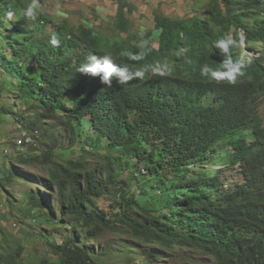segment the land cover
<instances>
[{
    "label": "trees",
    "instance_id": "obj_1",
    "mask_svg": "<svg viewBox=\"0 0 264 264\" xmlns=\"http://www.w3.org/2000/svg\"><path fill=\"white\" fill-rule=\"evenodd\" d=\"M218 3L223 4L224 11L241 16L264 15V0H210L216 10L212 14L209 8L207 11L198 4L203 11L190 17L167 18L158 12L155 21L163 27V36L172 39L178 38V31L208 25L212 19L229 26L241 25L238 19L231 18L233 14L224 20ZM25 7L23 0H0V13L11 9L22 14ZM129 11L136 18L141 17L134 4H129ZM254 29L264 34V25ZM42 38L41 33L27 29L17 43L14 57L0 58V101L8 92L20 97L19 112L0 104V121L9 124V118L15 115L12 125L17 128L11 129L10 135L19 129L33 135L32 142L21 148L26 152L18 151L0 163V194L7 185L13 189L23 181L32 185L17 188L23 199L20 205L13 192L8 196L12 216L18 217L21 228H32V232H38L34 234L36 239L43 240L37 250L42 254L30 264H110L115 254L121 256L119 251L129 255L119 260L121 264L134 259L132 255H141L149 263L165 257L163 249L201 252L214 264H264V191L257 195L260 200L246 204L228 193L231 190L224 188L221 175L209 177L200 169L220 160L221 148H214L209 142L233 131L245 146L242 130H237L241 122L229 118L218 126L215 119L221 111L216 116L199 114L195 97L162 103L171 86L160 81L149 89L143 118L121 111L108 116L92 102L70 108L61 82L51 75L45 54L40 51L50 48L59 57L60 47L42 43ZM5 40L9 44V38ZM88 89L93 90L94 85ZM237 97L242 100L240 106L246 101L260 112L264 85L245 87ZM34 110L36 116L32 120L29 117ZM260 118H264L263 112ZM154 125L163 130L157 140L153 138ZM8 145L13 149L11 140ZM99 145L108 148L109 158L113 159L104 178L100 175L106 167L89 170L87 166L91 155L107 158L97 153ZM257 145L261 151H251L264 162V140L260 135ZM242 157L248 160L246 166H252L255 157ZM37 162L48 172L34 181L25 166ZM193 164L198 169H192ZM244 168L235 171L241 174ZM142 169L147 173L142 174ZM262 178L253 174L250 183L240 189L260 188ZM136 185L141 189L135 191ZM102 200H108L110 205ZM240 205V212L246 211L245 219L253 236L244 240L240 253H235L219 243L217 232L223 222L217 217L225 212L224 207L235 209ZM7 232L0 225V264H25L21 259L27 246ZM107 232L130 233L141 241L142 248L107 244L96 251L94 243Z\"/></svg>",
    "mask_w": 264,
    "mask_h": 264
},
{
    "label": "clouds",
    "instance_id": "obj_2",
    "mask_svg": "<svg viewBox=\"0 0 264 264\" xmlns=\"http://www.w3.org/2000/svg\"><path fill=\"white\" fill-rule=\"evenodd\" d=\"M69 1L59 0L49 13L46 12L48 7H44L45 1L40 5L39 0H29L28 3L23 0L26 7L22 14H16L11 9L1 11L0 58H13L17 43L24 38L27 29H32L41 33L42 43L47 42L53 48L60 47L59 57L50 48L43 47L40 51L45 54L46 66L51 75L57 82H61L70 108L92 102L108 116L121 111L125 114L128 112L132 117L143 118V103L148 98L149 89L160 81L171 86L163 96L165 101L162 103L195 97L201 109L199 114L216 116L221 111L220 117L216 116L215 119L218 126L229 118L239 120L241 123L237 130H242L245 146L235 138L233 131L226 137L209 142L212 147L221 148L220 160L200 169L204 171L202 174L209 177L221 175L224 188L231 190L228 193L244 200L246 204L260 200L257 195L264 191V162L251 150L261 151L257 139L260 135L264 140V118H260V113H264V106L260 112L246 101L240 106L242 100L237 95L245 87L264 85V34L257 33L254 29V26L264 25V15L241 16L237 12L224 11L223 4L218 3L224 20L233 14L231 18L238 19L241 25L229 26L212 19L208 25L190 31L180 30L178 38L172 39L163 36V27L158 26L156 21L151 28L141 23V17L131 15L129 4H134L137 11L139 9L137 3L129 0H126L127 3L115 1L114 5L109 6L114 12L109 15L101 13L94 19L77 14L76 7L69 4ZM205 1L198 3L207 11L209 8L211 14L216 12L212 9L210 0L206 5ZM94 9L96 11V6ZM140 15L142 16L141 12ZM162 16L170 17L164 14ZM5 37L9 38V44H6ZM3 71L6 72L5 69ZM89 85H94V89L89 90ZM10 94L12 92L6 95ZM19 98L18 95L14 105L5 108L19 112ZM107 100H111V103L106 104ZM220 105H224L223 108ZM35 116L34 110V115L29 118L33 120ZM13 118L17 119L15 115L9 119ZM10 127L15 129L13 125ZM154 127L156 128L155 125ZM162 132L163 130L156 128L153 138L159 139ZM32 139L33 135L30 133L17 140V144L22 148L30 144ZM97 153L105 154L107 158L91 155L87 158V166L89 170L106 167L100 175V178H104L113 159L109 158L106 147L99 145ZM242 156L255 157L252 159V166H246L248 160ZM243 166L245 168L241 174L235 171ZM190 167L198 169L195 164ZM141 173L146 174L147 171L142 169ZM253 174L263 177L260 188L240 189L250 183ZM45 176L47 175L43 177ZM136 187L141 189L139 185ZM241 191L243 193L238 195ZM101 202L110 205L108 200ZM237 208L226 206L225 212L217 217V220L221 219L223 222L217 237L221 240V245L240 253L244 248V240L253 236V230L245 219L246 211L240 212L243 206ZM97 247L96 251L103 246ZM138 247L141 250L142 247ZM177 250L179 249L175 251ZM187 252L196 253L184 251L182 255L187 256ZM123 253L119 251L121 256ZM124 254L125 257L129 256L128 253ZM121 256L115 254L114 259ZM132 256L134 259L139 256L147 264L143 256ZM160 259L155 258L154 261ZM151 262L153 260L149 263ZM196 264L214 263L210 259V263L198 261Z\"/></svg>",
    "mask_w": 264,
    "mask_h": 264
},
{
    "label": "rangeland",
    "instance_id": "obj_3",
    "mask_svg": "<svg viewBox=\"0 0 264 264\" xmlns=\"http://www.w3.org/2000/svg\"><path fill=\"white\" fill-rule=\"evenodd\" d=\"M45 1V2H44ZM59 0H39V4L44 2V7H48L46 9V12H51L52 8L55 6V4ZM115 1L117 0H70L69 4H74L76 7L77 14H82L84 17H88L90 19H94L96 16H99L101 13L109 15L110 13L114 12V9H112L109 6H112L115 4ZM131 3H137L139 11L142 13L141 16V23L145 26H149L151 28L155 25V19L154 16L156 13H162L166 16H170L172 18H179V17H187L188 15L194 13L195 11H200L198 7V1H204V0H129ZM28 3L29 0H26ZM92 3V4H91ZM208 4V0L205 1ZM40 4V5H41ZM96 6V11L94 7ZM40 9V8H39ZM86 20V19H84ZM158 33V30H157ZM18 94L15 92H12L10 95H4L3 100L0 101V104H4V107H10L11 105H14V103L17 101ZM6 117V115H5ZM34 118V116L32 117ZM9 124H14V121L12 119H9ZM6 122L0 121V163L4 162L5 160H8V158H12L15 156V153L18 151L26 152V149L19 148V144H17V140H19L21 137L30 134L28 130L25 129H19L14 134L17 135H10L11 127ZM16 128V126H14ZM4 134V135H3ZM7 137V138H5ZM18 138V139H17ZM8 140H11L13 149H10V145H8ZM38 142V141H37ZM71 156V155H69ZM26 171L32 174V180L36 181L38 177L42 178L44 175H47L48 170L45 168V166L41 163H35L32 166H25ZM28 186L32 187V185L26 181H23V183L16 185L14 189L7 185L5 188V194H0V215H2V219L0 220V225L4 226V228L7 229L9 233H13L16 237H18L23 246H27L25 253L22 256V259L25 264H30L31 262H34L39 258V256L42 254V251L37 252L39 246L41 243H43V240L36 239V236L34 234H38V232L33 231L32 228H29L28 226H24L21 228L20 223H18V217L12 216V208L10 205V202L8 200V196L13 192L15 198L18 200L17 205H20L23 201L20 194H18V189H24ZM34 186H39V184L34 183ZM138 188L135 187V191ZM5 216V218L3 217ZM39 222V220H38ZM7 232V233H8ZM30 232V233H29ZM129 244V245H135V246H142L143 244L141 241L133 238V236L130 233L120 234V233H111L107 232L105 235H103L100 239L96 241L95 249L97 250V246H104L105 244ZM13 244V243H12ZM166 257L163 259H160L158 261H153L151 263L147 264H196L198 261L202 263H210V259L206 257L205 255L196 252L191 253L187 252L186 255L184 254V251H173V250H165ZM180 253V255H178ZM126 254L123 253V255L118 258V260L114 259L111 261L110 264H121L119 260L121 258H124ZM180 256V257H179ZM131 261H127L126 264H140L143 259H141L139 256L136 259H130Z\"/></svg>",
    "mask_w": 264,
    "mask_h": 264
},
{
    "label": "bare ground",
    "instance_id": "obj_4",
    "mask_svg": "<svg viewBox=\"0 0 264 264\" xmlns=\"http://www.w3.org/2000/svg\"><path fill=\"white\" fill-rule=\"evenodd\" d=\"M16 47H17V46H16ZM18 47H21V44H19Z\"/></svg>",
    "mask_w": 264,
    "mask_h": 264
}]
</instances>
